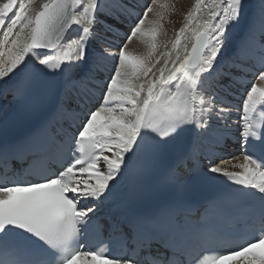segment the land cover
Wrapping results in <instances>:
<instances>
[{"label":"snow or ice","instance_id":"obj_1","mask_svg":"<svg viewBox=\"0 0 264 264\" xmlns=\"http://www.w3.org/2000/svg\"><path fill=\"white\" fill-rule=\"evenodd\" d=\"M260 3L259 19L220 63L244 0H195L171 48L164 42L167 50L159 54L163 21L175 11L171 0H145L142 12L129 0H114L107 12L103 0H0V95L22 103L34 87L65 69L87 65L99 77L92 43H111L96 32L102 14L118 21L125 16L129 29L118 52L99 49L116 63L103 75L98 106L77 96L70 106L57 104L21 139L0 145V155L24 158L31 177L12 179L5 170L0 178V264H264V0ZM134 38L145 52L129 50ZM189 38L191 47L181 46ZM248 66L254 80L237 75ZM88 73L79 79L69 75V84L91 79ZM234 84L242 89L238 105L218 95ZM233 108L242 162L234 156L216 163L218 154L205 145H223ZM170 156L176 157L169 169L174 182H180L182 169L198 170L204 160L201 178L215 174L236 186L215 198L219 217L242 218L258 234L220 248L229 243L223 230L206 213L193 220L188 206L173 201L110 224L127 253L113 255L103 242L81 243L97 226L100 206L118 198L122 181ZM248 196L256 201L250 212L238 217L225 209Z\"/></svg>","mask_w":264,"mask_h":264},{"label":"bare ground","instance_id":"obj_2","mask_svg":"<svg viewBox=\"0 0 264 264\" xmlns=\"http://www.w3.org/2000/svg\"><path fill=\"white\" fill-rule=\"evenodd\" d=\"M195 0H171V3L175 5V11H170L166 14L165 19L163 21L164 24V32L165 35H162L160 37L161 46L157 50V54L160 52H164L167 49L163 46L164 42H167L168 49L171 48V42L175 40L176 31L185 23L184 20V14L192 9L194 6ZM150 2V0H148ZM114 3V0H107L105 5L106 12L111 8L112 4ZM145 3V0H129V4L131 7L135 8L137 11L142 12L143 8L141 5ZM252 3L251 6H248ZM246 5L245 8L249 7V12L251 13L250 16L245 18L243 20L242 24L245 23L246 29H248L249 25L254 21L259 19V13H260V7L261 3L260 0H249L247 3H244ZM243 5V6H244ZM244 8V9H245ZM246 10V9H245ZM100 23L96 26V32L99 36H102L106 39V41H111V43L107 42H98L93 41L92 47H93V54L97 58L96 67L100 69V75L99 77L95 72L88 73V66L87 65H80L71 69H65L64 73L61 74H54L52 76H49V81L46 84L43 85H37L34 87L30 92V100L35 101L37 98L42 94L48 92V95L50 96L48 110L53 111L54 107L57 104H64L65 106H70L73 104L77 96H80L82 98H86L88 104H92V99L98 98L101 96L102 91V85L104 83L103 75L109 74L113 69V65L116 63L115 58L111 57H103L99 54V49L101 48H109L112 51H119V48L117 47L118 43L123 42L124 33L127 32L129 29L127 28L128 19L125 16H121L120 20H115L112 18L111 15L102 14L100 17ZM111 26L113 31H108V27ZM119 30V34L116 35V30ZM247 31V30H246ZM231 32H236L237 35H241L242 38L245 35V32L242 33V31H235L231 30ZM75 32L73 31L72 35H74ZM230 40V39H229ZM187 44L188 47H191V39H186L181 41V46L184 44ZM237 45V42L235 44L228 45V42L226 44L225 49L222 52V56L218 58L220 63H223L224 59L230 55V53L235 49ZM129 50L133 51L135 53H143L146 51L145 46L137 41L135 38L132 42L129 43ZM161 60V64H162ZM161 65H157V67H160ZM249 71L247 73H237L238 76L246 75L248 79H253L254 76L252 75V72L254 69H251L250 66ZM85 73H88L91 79L83 82L82 84L76 85L73 87V85L69 84L68 82V76L71 75L73 79H79L82 75ZM242 93L241 85L240 84H234L232 88L225 90H218V95L223 100L227 101V104L231 105H238L240 103V96ZM13 99V96L11 94L8 95H0V118L2 117V114L7 112L10 109V101ZM20 101L17 100L15 109L19 107ZM225 104L224 106H227ZM233 115L229 118L228 123L231 125L230 130L225 135L223 145H216L213 144L211 146L205 145V151H211L213 153L218 154V159L216 160V163H221L222 161H228L232 159V157L237 156L240 157V162H242V155H241V144L237 136V128L235 121H238V115L235 112V108L232 109ZM12 118V113L8 114L5 117V121L10 120ZM220 127H223L221 125ZM230 146H234V149L228 148ZM234 150V151H230ZM169 158L164 160L163 162H157L155 164L149 165L144 173L147 171H150L152 173H161L164 169V167L167 164ZM237 161H233V163H236ZM206 163V161H201V166L203 170V165ZM224 167H228L229 170L232 171H240L239 168H232L230 165L222 164ZM143 173V174H144ZM202 173V171L200 172ZM153 185V184H152ZM122 184L118 186V188H121ZM150 185L147 184L145 186V191L147 193L150 192Z\"/></svg>","mask_w":264,"mask_h":264},{"label":"rangeland","instance_id":"obj_3","mask_svg":"<svg viewBox=\"0 0 264 264\" xmlns=\"http://www.w3.org/2000/svg\"><path fill=\"white\" fill-rule=\"evenodd\" d=\"M107 0H103L104 3H106ZM111 1V0H110ZM249 0H244V3H247ZM195 2V1H194ZM252 3L248 6H251ZM246 5L243 6V14H242V18L240 19L239 23L237 25H235L231 30H235V31H242L243 32H246V28L245 27V23L242 24L243 20H245V18H247L248 16L251 15V13L249 12V7L245 8ZM246 10H245V9ZM229 39L228 40V45H231V44H235L237 42V44L240 43L241 39H242V36L240 35H237L236 32H230L229 34ZM231 54V53H230Z\"/></svg>","mask_w":264,"mask_h":264}]
</instances>
